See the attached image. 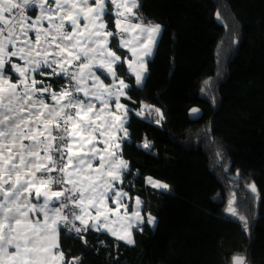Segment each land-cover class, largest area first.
I'll use <instances>...</instances> for the list:
<instances>
[{
	"label": "trees",
	"instance_id": "trees-1",
	"mask_svg": "<svg viewBox=\"0 0 264 264\" xmlns=\"http://www.w3.org/2000/svg\"><path fill=\"white\" fill-rule=\"evenodd\" d=\"M138 3L142 21L161 26L153 57L141 86L125 63L116 68L128 85L120 188L141 200L144 221L131 244L94 228L77 236L60 230L59 250L77 264H232L234 257L264 264V0ZM114 23L113 14V32ZM112 45L128 57L115 38ZM37 79L56 90L65 84ZM192 107L202 113L195 122ZM147 177L170 191L148 186ZM231 199L247 229L228 214Z\"/></svg>",
	"mask_w": 264,
	"mask_h": 264
},
{
	"label": "snow or ice",
	"instance_id": "snow-or-ice-1",
	"mask_svg": "<svg viewBox=\"0 0 264 264\" xmlns=\"http://www.w3.org/2000/svg\"><path fill=\"white\" fill-rule=\"evenodd\" d=\"M109 4L115 8L116 32L109 27L113 15ZM138 7V0H0V24L4 25L0 27V264H77L57 251L61 227L71 225L70 231L77 234L98 230L102 225L88 224L85 216H101L99 205L108 200L127 214L129 206L123 204V198L128 193L113 186L117 179L113 169L127 167L116 155L120 142L114 136L119 131L127 135L126 119L109 110L113 107L109 101L114 99L115 108L127 112L119 98L127 95L123 90L128 85L117 75L116 65L127 63L135 71L133 64H143L142 56L151 54L161 30L158 24H144L134 11ZM30 8H39L40 15L32 19L24 14ZM33 31L35 41L29 36ZM130 31L136 32L131 47L124 36ZM118 35L120 47H127L136 60H122L117 55L112 39ZM140 48L145 49L142 54L136 51ZM12 57L24 63H16ZM9 64L19 74L17 82L6 71ZM94 67L110 75L113 84H105ZM135 74L140 84L143 74ZM37 76L63 77L65 84L56 90ZM155 111L159 113V109ZM102 136L111 139L101 140ZM100 143L106 148H98ZM112 145L115 149L105 156ZM143 146L150 144L145 141ZM97 158L98 166L93 164ZM105 172L112 180L104 179ZM149 183L168 187L151 178ZM89 208H95V217ZM228 211L237 215L231 201ZM131 215L138 217L139 212ZM104 218L108 219L106 214ZM240 219L247 229L245 218ZM153 221L149 217L148 222ZM126 242L134 243L131 238ZM233 264H245L244 258L234 257Z\"/></svg>",
	"mask_w": 264,
	"mask_h": 264
},
{
	"label": "crops",
	"instance_id": "crops-1",
	"mask_svg": "<svg viewBox=\"0 0 264 264\" xmlns=\"http://www.w3.org/2000/svg\"><path fill=\"white\" fill-rule=\"evenodd\" d=\"M109 6H111V5H109ZM111 8H112V12L114 14L115 13L114 6H111ZM25 14H28V15L31 16L32 19H35L36 16L40 15V9L39 8H30V9L26 10ZM28 22L31 23V20H29ZM134 22L140 23L141 21L140 20H136ZM44 27H47L46 21L44 22ZM116 31H117V29H116V26H115V23H114V32H116ZM160 32H159V34L156 37L155 44L152 45L151 54L147 55V56H142V59H143V64L142 65L139 64V63H134L133 64V69H135V71H133L132 69L129 68L128 64L126 63L130 74L134 77L135 84L138 85V86H140L143 83V79L145 77V72H146V67H147V62L153 57V54H154V51H155V47H156V44H157V40H158V38L160 36ZM124 34H125V38L130 42L129 43V47H131L132 37H134L136 35V32L135 31H130V32L124 33ZM29 36L31 37V39L33 41H35L36 37H35V32L34 31L30 32ZM117 42H118V45L120 46V39H117ZM121 48L125 49L128 52L127 59H129V60H136L137 59L136 57H134L131 54V52H129L127 47H121ZM136 51H138L139 53L142 54L145 51V49L144 48H140V49H136ZM11 59L14 62L19 63L21 65L24 63L23 61L18 60L17 57H12ZM93 70L96 71L97 75H99L101 77V79L104 81L105 84H107V85L113 84V78L110 75H108L105 71H103L102 69L97 68V67H94ZM6 71L8 73H10L13 77H15V79L12 82H17L20 79L19 74L15 73L13 71V69H12L10 64L6 66ZM48 71H51V70L48 69ZM136 71L141 72L143 74V79H142V82L140 84H137V82H136V74H135ZM87 83L89 85H91L93 83V81L91 79H89L87 81ZM39 86L40 85H37V87H39ZM21 87H22V85H21ZM117 87H119L118 82H117ZM93 90H95V89H93ZM123 91L125 92V89ZM81 96H82V94H81ZM125 97L126 96H120L119 102L121 104H123L122 101H123V99ZM48 102L49 103H53V101H51L50 98L48 99ZM109 103L113 105V107L110 108L109 110L113 111V112H116L118 116H120L121 118H125L126 121H127L128 111L125 112L124 109H116L115 106H114V103H115L114 99L110 100ZM106 119H114V118L113 117H106ZM97 123H99V121H97ZM116 123H119V121H116ZM124 126H125V124H124ZM114 136L118 137L119 140H121V138L125 137V133L123 131L115 132ZM100 139L101 140L111 139V137L102 136V137H100ZM27 142L28 141H25V143H27ZM97 146L100 149H105L106 148V145L102 144V143L98 144ZM76 147H77L76 145H73V149L74 150H75ZM114 149H115V145H112L111 147H108L107 150L105 151L104 155L108 156L109 152L113 151ZM116 155H117V157H119V158H121L123 160V158L120 155V149L116 150ZM119 163H120V160L118 159L117 160V165H119ZM93 164L98 166L100 164V158H97L96 160H94ZM127 169H128V165H127L126 168H123V169H121L119 167H116V168L113 169V174L117 175V179L113 181V186L116 189L122 190L120 188L121 176H122L123 172L127 171ZM98 170L99 169L97 168V171ZM89 171H91V169ZM104 179L105 180H112V176L109 175L107 172H105ZM105 187H106V185H105ZM100 190L103 191L104 188H101ZM139 201H140V204L137 205V198H135L132 201H130L128 196H125L123 198V204L129 206L128 210H127V214H126L125 213V209L123 207H120V208L117 209V205L115 203H112L111 200H108V201L102 202L99 205V207L101 209V213H102L101 216L97 217L96 219H91V218L85 216V219L87 220L88 224H94V223L101 224L102 226L99 227V229L97 231L105 232V233L109 234L110 236H112L114 238H117V239H120L118 237L131 238L132 237V230L136 226L141 225L143 223V221H144V217H143V213H142V202H141L140 199H139ZM106 208H112V209H115L116 211L107 212ZM88 210L91 211L93 217L96 216L95 208H89ZM134 211H138L139 212V216L138 217L135 216V215H131ZM104 214L107 215V217H108L107 220H105ZM33 219H35V217H33ZM40 219L41 220L43 219L42 214L40 216ZM145 219H146L147 223H149L148 222V218L145 217ZM74 222L76 223V225H79V226L83 227V225L80 224L79 220H75ZM129 223L132 224V227H129ZM94 229H96V228H94ZM113 233H115V234H113ZM58 239H60V234H59ZM125 242H126V240H125ZM57 251H59V249H57Z\"/></svg>",
	"mask_w": 264,
	"mask_h": 264
},
{
	"label": "rangeland",
	"instance_id": "rangeland-1",
	"mask_svg": "<svg viewBox=\"0 0 264 264\" xmlns=\"http://www.w3.org/2000/svg\"><path fill=\"white\" fill-rule=\"evenodd\" d=\"M145 23H146V22H145ZM146 73H147V68H146L145 75H146ZM123 160H124V159H123ZM149 178H150V177H147V178H146V181H145L146 184H147L148 186H150V187H152V188H155V189H157V190H159V191H162V192H169V191H170L169 186H168L166 183L151 178L152 181H155V182H158L159 184H164V185H167V186H168L167 188L154 187L152 183H149ZM230 201H231V207L233 208V206H232V199H231ZM228 209H229V204H228L227 211H228ZM233 209H234V208H233ZM234 210H235V209H234ZM228 214H229L230 216L234 217V218H237V219L240 218L238 215H232L230 211H228ZM149 217H152V218H153V216L148 215V216H147L148 220H149ZM148 224H149V226H150L151 228H153V227L155 226V218H154L153 223H151V224L148 223ZM127 239H128L127 237L120 238V240H122V241H124V242H125V240H127ZM131 239H132V238H131Z\"/></svg>",
	"mask_w": 264,
	"mask_h": 264
},
{
	"label": "water",
	"instance_id": "water-1",
	"mask_svg": "<svg viewBox=\"0 0 264 264\" xmlns=\"http://www.w3.org/2000/svg\"><path fill=\"white\" fill-rule=\"evenodd\" d=\"M193 109H197V111L193 112L192 111ZM201 115H202V113L198 107H192L188 111V118L191 122H195V121L199 120ZM232 264H233V260H232ZM245 264H248V263L245 262Z\"/></svg>",
	"mask_w": 264,
	"mask_h": 264
},
{
	"label": "clouds",
	"instance_id": "clouds-1",
	"mask_svg": "<svg viewBox=\"0 0 264 264\" xmlns=\"http://www.w3.org/2000/svg\"><path fill=\"white\" fill-rule=\"evenodd\" d=\"M110 5V4H109ZM144 24H146V23H148L147 21H142ZM146 22V23H145ZM124 36H125V34H124ZM115 39H116V41H117V39H120L119 37H115ZM118 43V42H117ZM119 46V45H118ZM120 47V46H119ZM121 48V47H120ZM125 50V49H124ZM126 64V63H125ZM134 78V77H133ZM135 82V81H134ZM142 85V84H141ZM140 85V86H141ZM138 86V85H137ZM122 139V138H121ZM119 141H121V140H119ZM122 157V156H121ZM128 165V164H127ZM128 170V169H127ZM128 196V195H127ZM129 198V197H128ZM133 199H135V198H133ZM132 199V200H133ZM137 199H139V198H137ZM132 200H130V201H132ZM77 211H79V209H77ZM70 219H72L71 217H70ZM75 223V222H74ZM76 224V223H75ZM61 230H63L64 231V233L66 234V230H65V228L64 227H61ZM132 232H133V230H132ZM60 251V250H59ZM77 260V263L79 262V259H76Z\"/></svg>",
	"mask_w": 264,
	"mask_h": 264
},
{
	"label": "built area",
	"instance_id": "built-area-1",
	"mask_svg": "<svg viewBox=\"0 0 264 264\" xmlns=\"http://www.w3.org/2000/svg\"><path fill=\"white\" fill-rule=\"evenodd\" d=\"M16 11V13H17V15H20L21 14V10H19V9H17V10H15ZM25 14V13H24ZM0 27H4V25L3 24H1L0 25ZM117 37H119L120 38V36L118 35ZM52 175H55V173H52ZM70 207H71V205H70ZM71 225H69L68 227H64L65 228V230L66 231H69L70 229H71Z\"/></svg>",
	"mask_w": 264,
	"mask_h": 264
},
{
	"label": "bare ground",
	"instance_id": "bare-ground-1",
	"mask_svg": "<svg viewBox=\"0 0 264 264\" xmlns=\"http://www.w3.org/2000/svg\"><path fill=\"white\" fill-rule=\"evenodd\" d=\"M114 18H115V16H114ZM146 24H148V23H146ZM66 234L69 235V236H77L78 235L74 230H71V231L69 230V231L66 232Z\"/></svg>",
	"mask_w": 264,
	"mask_h": 264
}]
</instances>
